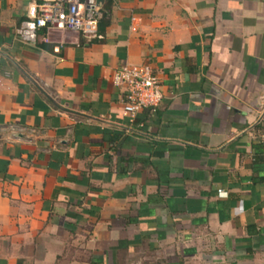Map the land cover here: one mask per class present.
Masks as SVG:
<instances>
[{"label":"crops","instance_id":"obj_1","mask_svg":"<svg viewBox=\"0 0 264 264\" xmlns=\"http://www.w3.org/2000/svg\"><path fill=\"white\" fill-rule=\"evenodd\" d=\"M30 1L0 0V264H264V0H98L101 37L34 43Z\"/></svg>","mask_w":264,"mask_h":264},{"label":"built area","instance_id":"obj_2","mask_svg":"<svg viewBox=\"0 0 264 264\" xmlns=\"http://www.w3.org/2000/svg\"><path fill=\"white\" fill-rule=\"evenodd\" d=\"M25 15L17 30L24 42H36L42 31L44 40L50 31L74 32L87 39L101 37L98 24L102 8L98 0H31ZM111 81L124 88L122 111L131 121L140 110L156 108L163 98L160 80L148 63L124 64L113 70ZM258 120L264 150V96Z\"/></svg>","mask_w":264,"mask_h":264}]
</instances>
